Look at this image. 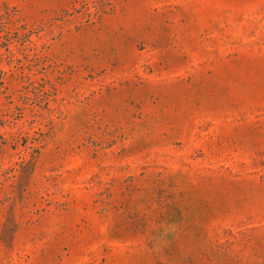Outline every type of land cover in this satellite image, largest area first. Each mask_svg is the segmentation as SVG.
<instances>
[{
    "label": "rangeland",
    "instance_id": "1",
    "mask_svg": "<svg viewBox=\"0 0 264 264\" xmlns=\"http://www.w3.org/2000/svg\"><path fill=\"white\" fill-rule=\"evenodd\" d=\"M0 264H264V0H0Z\"/></svg>",
    "mask_w": 264,
    "mask_h": 264
}]
</instances>
